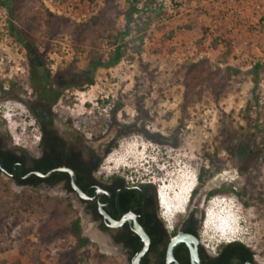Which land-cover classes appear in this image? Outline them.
<instances>
[{
    "label": "rangeland",
    "instance_id": "rangeland-1",
    "mask_svg": "<svg viewBox=\"0 0 264 264\" xmlns=\"http://www.w3.org/2000/svg\"><path fill=\"white\" fill-rule=\"evenodd\" d=\"M136 1L139 11L121 40L132 0H13V12L0 0V128H8L10 142L23 144L19 96L29 88L24 53L8 33L10 22L33 44L55 46L46 57L53 67L72 61L81 72L92 62H106L119 48L120 60L89 72L84 87L52 82L68 90L55 101L60 122L67 119L83 138H99L111 122L133 124L107 158L117 160L125 147L141 141L165 147L167 177L182 167L196 184L190 201L226 173L227 180L208 191L223 190L208 196L204 212L216 203L220 219L233 221L232 239L264 264V31L224 33L205 0ZM106 161L98 176L146 182ZM183 216H175L174 230ZM87 217L71 196L22 190L0 177V264H127L116 246L106 253L86 236ZM77 218L81 236L90 241L80 249L70 230ZM99 233L111 244L109 232ZM217 234L200 228L211 253L223 242Z\"/></svg>",
    "mask_w": 264,
    "mask_h": 264
},
{
    "label": "flooded vegetation",
    "instance_id": "flooded-vegetation-1",
    "mask_svg": "<svg viewBox=\"0 0 264 264\" xmlns=\"http://www.w3.org/2000/svg\"><path fill=\"white\" fill-rule=\"evenodd\" d=\"M54 47L52 44L42 46L29 44L27 47H21L26 61L25 71L29 88L19 96L24 106V114L20 119L23 144L10 142L8 128H0V153L10 155L6 158L0 156V177L22 190L59 192L66 198L69 196L74 198L80 210L88 216L87 219L95 225L97 230L110 233L113 245L118 248V252L124 254L127 264H131L142 247L140 238L133 231V218H136L147 235L145 225L153 227L156 222H159L160 227L155 238L161 240L160 244L156 248L153 238L148 235L151 248L141 260V264H161L162 258L158 253L164 252L165 254L170 238L166 243L164 242L162 233L165 229L158 218L154 187L152 186L151 190L146 192L142 183L132 184L118 176L105 178L97 174L98 167L116 148L120 138L130 135L133 124L117 125L111 122L107 132H104L99 138H83V133L75 130L67 119L63 123L60 122V114L55 108L57 104L55 101L58 96H62L60 94L62 90L64 92H68V90L64 89L65 84L59 88L52 82L72 81L76 78L85 81L89 77V70L87 67L81 72H75L76 70L71 67L72 61L63 64V66L53 67V64L49 62L52 58L47 59L46 57L50 56V50ZM84 86L85 84H82L78 88ZM66 99H68V104H73L72 99L68 96ZM58 169H66L70 172L58 171ZM50 171L54 172L47 178L35 175V173L47 174ZM72 177L77 189L90 198L96 196L95 199L79 198L78 193L72 187ZM35 178L39 180L33 182ZM19 181L22 183L19 184ZM126 192L129 193V196L122 203H118L121 194ZM208 194L209 192L198 199L192 198L186 214L178 222L176 234L185 233L197 239L200 264H209L211 261H214L215 264H230L231 261L217 262L219 250L214 253L207 251L200 239V228L204 220V205ZM99 204L103 205L104 212L111 219L119 221L123 217L129 216L130 220L118 228L108 227V222L99 213ZM123 233L130 234L125 240L132 241V249L115 241ZM177 248L178 257L190 264L188 246L182 243ZM174 257L180 264L175 253ZM242 264L258 263L246 262Z\"/></svg>",
    "mask_w": 264,
    "mask_h": 264
},
{
    "label": "trees",
    "instance_id": "trees-1",
    "mask_svg": "<svg viewBox=\"0 0 264 264\" xmlns=\"http://www.w3.org/2000/svg\"><path fill=\"white\" fill-rule=\"evenodd\" d=\"M2 5L8 9L9 12H13L15 11V5L13 0H4V2H2ZM129 10H127L124 14V29L123 31L119 34V38L121 40H123L125 37L128 36V34L130 33V23L132 21V16L135 13H138V8H137V1L136 0H132V2L129 4ZM99 20L98 18H94ZM8 33L9 35H11L14 40L21 46V47H27L29 44H33L31 41H29V38L26 34V32H23L20 28H17L16 26L13 25V22H10L9 24V29H8ZM31 52V51H29ZM121 58V53L119 52V48L116 49V52L114 53V55L112 57H110L106 62H102V61H95L92 62L89 66H88V70L89 72H93L96 68L98 67H110L114 64H116ZM258 68V64L254 65V70H256ZM82 79H74L70 82V84L72 86L75 87H79V85H82ZM91 80H89L90 82ZM117 110V107L114 108V112ZM0 156L3 158L6 157H10L9 154H4V153H0ZM199 179L201 180L202 177L199 176ZM38 178H35L33 180V182L38 181ZM19 184L22 183L21 181L18 182ZM151 185L150 184H144V190L146 192L151 190ZM196 188V186H195ZM195 188L193 189V191L195 190ZM223 190H216V191H211L209 192L208 196H213L215 193L218 192H222ZM129 196V193H124L121 194V198L118 200V203H122V201H124L127 197ZM148 225H145V228L147 230V233L150 237L153 238L154 241V245L157 248V245L160 244L161 240H158L157 238H155V235H157V230L160 227L159 222H156V224L153 227H149ZM70 230L77 236V248H83L86 245L90 244V241L88 240V238H85L83 236H81V226H80V220L77 218L74 221L71 222L70 225ZM176 230H174L171 233H167L166 231H163L162 235L165 239V243L167 242V240L169 238H171L172 236H174L176 234ZM130 234L128 233H123L121 235H119V237H117L115 239L116 242H121L124 244V246L126 248H133V243L132 241H126V237L129 236ZM178 248L175 250V256L179 259L180 264H187L186 261H184L183 258L178 257ZM219 259H217V262L220 263H226V261H231L230 264H242V263H254L256 262L253 258V253L251 251V249L246 246L245 244L241 243V242H232L229 244H225L220 246L219 248ZM159 256L162 258L161 260V264H163V256H164V252H160L158 253ZM209 264H215L214 261H211Z\"/></svg>",
    "mask_w": 264,
    "mask_h": 264
},
{
    "label": "clouds",
    "instance_id": "clouds-1",
    "mask_svg": "<svg viewBox=\"0 0 264 264\" xmlns=\"http://www.w3.org/2000/svg\"><path fill=\"white\" fill-rule=\"evenodd\" d=\"M135 146L140 147L141 160L139 163V167L138 168H135V167L129 168V167H125L122 165L120 167H121V169H125L126 172L130 171V173H131L130 177L135 178V175H138V174L141 175V177H143L146 180V182H143V184H150L151 186L155 187V196H157V198L159 196V192H161L162 201H164V203H161L160 202L161 200L160 199L158 200L156 198L157 214H158V218H159L160 222L164 226L165 231L167 233H171L174 231L173 224L174 223L176 224L175 216L178 214H176L175 211H171L170 207L167 205V199H166L168 196L167 186L163 182L164 177L167 176V172H164V171L166 168L165 165L168 163L167 161L169 159V156L167 155V152H164L165 147L159 148L158 145H156L150 141L148 143L141 141V142L137 143ZM106 160H108V158ZM116 165L117 166L120 165V162H118V164H116ZM153 169H156L157 171L162 172L163 176L158 177L157 175H153L152 174ZM134 173H135V175H134ZM193 183L194 182L191 181L190 184H193ZM179 189L181 190L182 186H180ZM192 193L190 195H188V197L186 198V201H188V203H190ZM224 198L225 197H222L220 199H222V201H224ZM215 204H213V202H211L208 210H205L204 220H206V214L210 213V210L213 208V206ZM187 207H185L183 209L184 211H183V213H181L182 215L186 214ZM229 212L232 213L230 210H229ZM224 218L232 221L229 216H226ZM235 221H236V219H235ZM236 233H237V231L233 228L231 233H229L226 237L223 238V242L220 244V246H222V244L225 245V244H229V243L237 241V240L232 239L235 237ZM220 246H219V248H220ZM211 251H213V249H211Z\"/></svg>",
    "mask_w": 264,
    "mask_h": 264
},
{
    "label": "bare ground",
    "instance_id": "bare-ground-1",
    "mask_svg": "<svg viewBox=\"0 0 264 264\" xmlns=\"http://www.w3.org/2000/svg\"><path fill=\"white\" fill-rule=\"evenodd\" d=\"M7 119L8 121L11 120V116L8 117ZM140 160H141L140 147L139 146L136 147L135 145L130 144L124 148L123 152L121 153V156L117 160L113 158L112 160H110V158H108L106 163L107 164L111 163L112 165H116L118 164V162H120L122 166L129 167V168H133V167L138 168ZM226 176H227L226 173L223 175L217 176L209 183L208 187L207 185L205 186V189L210 190V189L215 188V186L227 180ZM195 186L196 184L194 183L189 184L187 187H182V189L180 190L179 189L180 186H177L175 183H173L172 186L169 187L170 193L168 194L166 199H167V205L170 207L171 211H175L176 214L183 213L184 211L183 209L187 207L189 204L188 201H186V198L188 197V195H190L193 192V189L195 188ZM157 199L158 200L160 199L161 200L160 202L164 203V201H162L161 192H159V196ZM207 218H208V215H206V220H203V223L201 226L202 230H206V232L213 233V234L218 233L217 235L219 236L221 231L218 230V225H219L218 222L216 221V224L214 225L209 224V220ZM85 226H86L85 228L86 236H88L91 241L98 243L103 252L113 253L115 251L114 246L111 245L109 241H107V239L103 237L97 231V229L95 228V225L92 224L89 221V219L85 220Z\"/></svg>",
    "mask_w": 264,
    "mask_h": 264
},
{
    "label": "built area",
    "instance_id": "built-area-1",
    "mask_svg": "<svg viewBox=\"0 0 264 264\" xmlns=\"http://www.w3.org/2000/svg\"><path fill=\"white\" fill-rule=\"evenodd\" d=\"M204 3L221 21L224 33L264 31V0H205Z\"/></svg>",
    "mask_w": 264,
    "mask_h": 264
},
{
    "label": "water",
    "instance_id": "water-1",
    "mask_svg": "<svg viewBox=\"0 0 264 264\" xmlns=\"http://www.w3.org/2000/svg\"><path fill=\"white\" fill-rule=\"evenodd\" d=\"M58 171H68L66 169H58ZM54 171H50L47 174H41V173H35L36 176L40 178H47L50 176ZM73 176V174L71 173ZM71 184L72 187L76 190L78 193V197L84 200H94L95 197H88L87 195H84L79 189H77L74 185V179L72 177L71 179ZM209 190L203 189L199 198H201L203 195H205ZM99 192H102L99 190ZM99 213L103 216L104 220L108 222L107 226L110 228H118L123 226L127 221L130 220L129 216L123 217L119 221H115L111 219L103 210V205L99 204L98 205ZM134 224H133V231L134 233L140 238L142 247L140 251L137 253L131 264H141V260L144 258V256L149 252L151 248V241L144 231V229L139 225L137 222L136 218L134 217ZM99 232V230H97ZM186 244L188 246V251H189V262L190 264H200V258H199V253H198V241L196 238H194L192 235L185 234V233H177L174 236H172L166 246L165 249V254H164V264H178L175 257H174V251L176 247L179 244ZM111 244L113 245L112 241ZM194 244V246H193ZM115 246V245H114Z\"/></svg>",
    "mask_w": 264,
    "mask_h": 264
}]
</instances>
